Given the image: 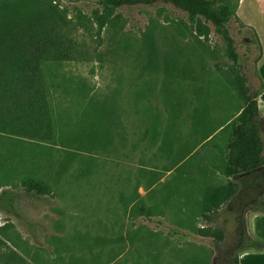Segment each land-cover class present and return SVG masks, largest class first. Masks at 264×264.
I'll return each mask as SVG.
<instances>
[{"label": "rangeland", "instance_id": "rangeland-1", "mask_svg": "<svg viewBox=\"0 0 264 264\" xmlns=\"http://www.w3.org/2000/svg\"><path fill=\"white\" fill-rule=\"evenodd\" d=\"M52 1L75 24L76 48L72 59L41 64L52 138L0 132V264H233L254 244L246 216L263 197H251L249 172L221 174L224 131L199 145L241 105L229 79L253 72L252 31L237 18L227 24L235 67L214 27L198 39L170 0L117 7L100 30L104 0ZM144 103L170 105L167 118ZM136 105L138 124L127 111ZM28 177L51 192L29 190ZM229 180L235 193L204 221L205 188ZM217 228L222 240L208 234Z\"/></svg>", "mask_w": 264, "mask_h": 264}, {"label": "trees", "instance_id": "trees-1", "mask_svg": "<svg viewBox=\"0 0 264 264\" xmlns=\"http://www.w3.org/2000/svg\"><path fill=\"white\" fill-rule=\"evenodd\" d=\"M137 2L104 0L103 11L96 16L98 29L105 26L115 8ZM170 2L187 14L198 39L206 38L210 32L206 23H210L223 40L233 66L238 67V54L227 26L232 18L238 19L237 0ZM74 29L72 20L52 0H0V132L36 140L52 138L53 125L41 64L47 60L72 59L76 48ZM179 74L182 75L183 70H179ZM229 83L241 100V111L223 129L225 148L218 144L215 147L222 154L221 174L233 178L238 173L263 166L264 156L258 105L247 78L238 73ZM22 185L38 194L51 192L45 181L33 177L23 179ZM235 190L236 183L232 180L224 185L207 186L200 210L202 219L214 221L219 205L227 202ZM138 213L150 217L153 209L140 206ZM208 234L217 240L223 239L221 228ZM252 238L254 244L249 248L264 250V240ZM233 264H239L238 257L233 258Z\"/></svg>", "mask_w": 264, "mask_h": 264}, {"label": "crops", "instance_id": "crops-1", "mask_svg": "<svg viewBox=\"0 0 264 264\" xmlns=\"http://www.w3.org/2000/svg\"><path fill=\"white\" fill-rule=\"evenodd\" d=\"M236 16L247 28L255 32L257 44L260 49L259 54L257 56V60L254 63L253 72L250 75H247L246 78H247V85L250 88V92L255 95V99L258 105L259 119H260V126H261L260 134H261V139H262V144H263V156H264V0H237ZM169 106L170 105L164 104L161 110L159 109L155 110V108L153 107V104L144 103V108L148 109V111H150L149 113H152L153 115L156 116L158 112L164 111L163 113L166 114V118H167L166 111L170 109ZM131 107L132 108L127 111L135 113L132 116V123L138 124L140 123V120H141L142 107L138 105L131 106ZM239 108L234 112L233 115L226 116L225 117L226 119L220 125L218 126L215 125L214 130L211 133H208V134L206 133L207 135H205V137L202 139L199 147L205 144L207 141H209L214 136L219 135V133L223 131L225 126L240 113L241 109ZM204 117L206 119V115ZM128 118L129 117H127V119ZM154 119L155 118L153 116H150L149 118V120L153 122H154ZM163 120L165 123L168 121V119L167 120L163 119ZM199 147L192 149L186 157H188L190 154L195 153ZM177 175H179L178 176L179 178L187 176L185 174H177ZM249 175L250 176L248 178L251 183V186H250L251 187V191H250L251 197L254 196V200L257 199V201L259 200L261 201L263 197L262 199L263 206L253 207L251 211L247 213V216H246L247 229H248V233L252 237L264 240V173L262 172V169L258 167V169L256 168L255 170L250 171ZM189 178H192V177L190 176ZM197 179L198 180H196L195 184H197L198 181L200 180L205 181L199 178ZM255 182H257L259 185L261 184L260 185L261 187L256 186L258 187L256 188L258 189L257 191L254 185ZM186 184H187L186 188L188 186L191 187L193 182L189 180L188 182L186 181ZM143 192H144V189L143 188L140 189L139 187L134 191V193L137 195L138 193H143ZM189 193H190V190L186 189L184 196L182 198L186 199ZM139 196L141 197L142 194ZM138 198L139 197H137L136 199ZM140 206L151 207L147 204L146 205L141 204ZM130 207L131 205L127 206V208H130ZM238 263L239 264H264V250L259 251V250H255L252 248L244 249L238 255Z\"/></svg>", "mask_w": 264, "mask_h": 264}, {"label": "water", "instance_id": "water-1", "mask_svg": "<svg viewBox=\"0 0 264 264\" xmlns=\"http://www.w3.org/2000/svg\"><path fill=\"white\" fill-rule=\"evenodd\" d=\"M261 169H262V172L264 173V167L262 166V167H260ZM258 169V168H257Z\"/></svg>", "mask_w": 264, "mask_h": 264}]
</instances>
